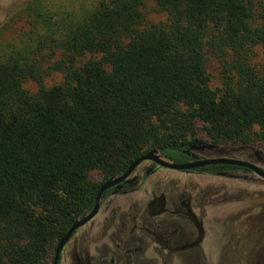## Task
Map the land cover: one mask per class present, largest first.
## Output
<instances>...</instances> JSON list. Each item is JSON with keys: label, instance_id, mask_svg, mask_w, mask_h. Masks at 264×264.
<instances>
[{"label": "trees", "instance_id": "1", "mask_svg": "<svg viewBox=\"0 0 264 264\" xmlns=\"http://www.w3.org/2000/svg\"><path fill=\"white\" fill-rule=\"evenodd\" d=\"M145 1L27 0L0 23V264H49L101 185L149 151L264 148V0H151L159 22Z\"/></svg>", "mask_w": 264, "mask_h": 264}, {"label": "flooded vegetation", "instance_id": "2", "mask_svg": "<svg viewBox=\"0 0 264 264\" xmlns=\"http://www.w3.org/2000/svg\"><path fill=\"white\" fill-rule=\"evenodd\" d=\"M182 151L187 156L184 162L225 156L248 161L261 168H263L262 163H264V159L256 151L251 150L250 147H245V145H222L211 141H197L192 142ZM240 154L244 155L241 156ZM144 162H147L146 166L140 172L139 169L142 163L137 166L129 176L128 182H122L120 188L116 189V186H112L107 189L110 192L107 196L103 197L102 195L97 215L73 232L62 247L57 264H149L143 262L148 260L146 255L149 248L148 243L156 246L155 248L150 247V249L151 252H155V257L160 260V264H166L170 256L174 254L200 248L201 241L206 234L202 216L206 215L208 211L205 208L204 210L200 209L204 205L203 201L210 204L218 195L221 197H234L233 195L236 193L240 196L243 195L242 198H244L245 193H252L254 189L257 191L260 182L264 183V179L259 177L253 170L231 164H217L229 167L216 172L201 169L213 165L182 170V174L185 176L178 180H185L183 183L188 182L190 179L209 180L208 186L202 192L203 196H200V199H203L202 203L196 205L198 213L194 210L190 198L192 192H197L193 182L192 185L175 183L171 187V182L168 181L171 179L164 177L166 174L170 175L171 172L163 170L166 168L156 166L151 161ZM194 173H196L195 177L190 178V175ZM215 178L218 180H241L248 182L249 186L246 189L241 186L242 188L231 190V192L228 190L222 191L221 188L215 189L217 183H220L212 180ZM249 189H252V191ZM138 192L143 194V197L138 200L130 199L131 201H129V195ZM119 196L126 197L124 201L126 203H121V207L127 206V214L125 216L121 212V215L115 218L114 213L118 206L116 208L112 207L113 212L109 211V206L110 204L113 205L115 198ZM169 215H171V218L168 217ZM255 215L264 219V212L258 210L251 211L245 216H243V213H238L236 216L242 217L241 220H244V225H238L237 232L242 231L244 227L262 236L261 233L263 232L260 230L262 224L259 226L251 224L250 218L252 219ZM245 220L250 223L245 224ZM230 221L232 220L230 219ZM232 226H234L233 223ZM101 237L107 238L110 247L106 243H103L101 247L94 246ZM205 258L207 259V255ZM52 261L53 259L49 264H52Z\"/></svg>", "mask_w": 264, "mask_h": 264}, {"label": "rangeland", "instance_id": "3", "mask_svg": "<svg viewBox=\"0 0 264 264\" xmlns=\"http://www.w3.org/2000/svg\"><path fill=\"white\" fill-rule=\"evenodd\" d=\"M26 1L27 0H0V23L5 21L9 17V15H11L13 12L17 11ZM141 10L144 19L148 22H159L165 20V15L157 10L155 4L151 0H146ZM22 22L23 21L17 23L15 25V28L18 29L19 26L22 25ZM256 53L257 54L254 57L253 61L258 67H260L264 65V54L262 53L261 48H256ZM208 72L211 75V85L213 87L219 86L220 85L219 69L217 64L214 63L213 61H211L208 65ZM59 79L60 76L55 74L53 75V77L47 78L46 83L47 84L55 83L58 82ZM24 87L30 91L35 90V85L30 81L25 82ZM247 147H250L251 150L256 151L262 157V159H264L263 147L251 146V145H248ZM240 155L243 156L244 154H240ZM146 164L147 162H142L139 172L143 169L144 166H146ZM262 167L264 168V163H262ZM163 170H167L171 172L170 175L166 174V176H164L171 179L168 180L169 182H171L170 183L171 187L172 184L178 183L179 185H181V183L185 182V180H178L185 176L182 174L183 171H176L169 169H163ZM195 175L196 173L190 175V178L195 177ZM91 177L97 178V174L92 173ZM212 180L220 182L217 183L216 185L217 188L215 189L221 188L222 191L228 190L231 192V190L232 191L238 190L237 188H242V187L246 189L247 186H249L248 182L241 180H226V179L218 180L216 178ZM192 182L195 184L196 186L195 189L197 190V192L196 193L192 192V194H190L191 203L194 206V210L199 213L198 208H196V205L198 206L200 202L202 203L203 199H200V196L201 197L203 196L202 192H204L205 188L208 186L207 184H209V180L190 179L188 180V182L183 184L192 185ZM249 190L252 191V189ZM252 193H247V194L245 193L244 198H242L243 195L240 196L237 193L233 195L234 197H229V196L221 197L218 195L213 199L214 201H212L210 204H206L205 203L206 201H203L204 205L200 209L204 210L205 208L208 209V211L206 215L204 214V216H202V219H204V223H205L206 234L204 239H202L201 241L200 248L194 251L190 250V251H184L174 254L170 256V259L167 260L166 264H258V260L260 262V258L264 259V241H263L264 219H262L260 216L257 215L252 217V219L250 218L251 224H254V226L255 224L257 226L262 224L260 230L263 233H261L262 236H260L258 234H255L256 232L245 229L244 227L242 228V231L237 232L236 230L238 228L237 225L239 224L244 225L243 223L244 220H241L242 219L241 216L238 217L236 215L233 216L229 215L230 212L233 213L235 211L236 212L239 211L240 213H243V216L249 214L251 211L255 212L257 210L263 213L264 183L260 182L257 191L256 189H254ZM142 197L143 194L138 192L129 195L128 198L129 201H131L133 199L138 200L139 198ZM125 200L126 197L122 198L119 196L115 198L114 202L126 203L124 202ZM121 212H119L115 218L119 217L121 215ZM126 214L127 212L124 215L126 216ZM165 217L171 218V215ZM230 219L232 221H230ZM245 221H246L245 224L250 223L249 221L247 222V220ZM232 223L234 226H232ZM106 237H101L100 240L97 242V244H95L94 246L101 247L103 246V243H106V245L110 247V244L108 243ZM148 247L149 248L146 251L148 260L143 262H148L149 264H160L161 263L160 260H158V258L155 257V252L153 251L151 252L150 249V247L155 248L156 246L152 243H148ZM206 255H207V259L205 258Z\"/></svg>", "mask_w": 264, "mask_h": 264}, {"label": "water", "instance_id": "4", "mask_svg": "<svg viewBox=\"0 0 264 264\" xmlns=\"http://www.w3.org/2000/svg\"><path fill=\"white\" fill-rule=\"evenodd\" d=\"M144 161H151L156 166L166 168L169 170H176V171L191 170V169L203 167L206 165L231 164V165L249 168V169L253 170L259 177L264 179V169L263 168L259 167L256 164H252L248 161H244L241 159H234V158H229V157H225V156H220V157L218 156V157H212V158L197 159V160L190 161V162L177 163V162L169 161V160L163 158L158 153V151H156V150L149 151L146 154H144L143 156H141L140 158L134 160L123 173H121L120 175H118L114 178L107 180L106 182H104L101 185V187L99 188V190L95 196V202H94V205L91 208V210L89 212H87V214H85L84 216L76 219L72 223L70 228L67 230V232L59 239V242H58L56 249H55V252H54L52 264H57V259H58L59 253H60L62 247L64 246V244L69 240V238L71 237L73 232L76 229H78L79 227H82L85 224H87L91 219H93V217H95L97 215L99 208H100V205H101V198H102L104 191L111 188L112 186H116V189L120 188V184L122 182H128V178L131 175V173L133 172V170ZM117 206L120 209L122 206L121 202H117V203L114 202L113 205L110 204L109 211L113 212L114 210L112 207L116 208ZM118 208L115 210V213H114L115 216L119 212H121V211H119ZM126 212H127V206L122 211V215H124ZM238 213L240 214L239 211L238 212L235 211L233 213L230 212L229 214L231 216H233V215H237ZM235 220H237V219H235ZM239 225H242V224H239ZM263 262H264V259H262V258H260V262L258 260V264H263Z\"/></svg>", "mask_w": 264, "mask_h": 264}, {"label": "crops", "instance_id": "5", "mask_svg": "<svg viewBox=\"0 0 264 264\" xmlns=\"http://www.w3.org/2000/svg\"><path fill=\"white\" fill-rule=\"evenodd\" d=\"M165 176H166V175H165ZM124 209H125V207H121V208H120L121 211H123ZM120 210H119V211H120Z\"/></svg>", "mask_w": 264, "mask_h": 264}]
</instances>
